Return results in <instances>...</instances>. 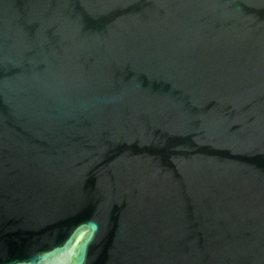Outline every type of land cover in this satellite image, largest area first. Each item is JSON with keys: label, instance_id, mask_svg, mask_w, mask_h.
<instances>
[{"label": "water", "instance_id": "95a60500", "mask_svg": "<svg viewBox=\"0 0 264 264\" xmlns=\"http://www.w3.org/2000/svg\"><path fill=\"white\" fill-rule=\"evenodd\" d=\"M0 264H264V0H0Z\"/></svg>", "mask_w": 264, "mask_h": 264}]
</instances>
